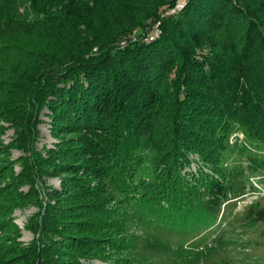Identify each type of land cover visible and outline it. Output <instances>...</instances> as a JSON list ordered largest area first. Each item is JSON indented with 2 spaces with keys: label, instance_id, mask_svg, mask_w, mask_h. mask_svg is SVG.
<instances>
[{
  "label": "trees",
  "instance_id": "trees-1",
  "mask_svg": "<svg viewBox=\"0 0 264 264\" xmlns=\"http://www.w3.org/2000/svg\"><path fill=\"white\" fill-rule=\"evenodd\" d=\"M18 1L0 0V122L16 129L9 148L22 151L17 181L27 190L0 197V233L11 240L0 264L12 255L14 264H133L122 255L133 212L217 218L245 193L243 170L223 155L235 123L264 141V0H30L38 16L24 21ZM45 106L80 134L86 161L75 173L96 199L95 219L68 229L56 224L67 210L42 188ZM250 168L264 171V158ZM29 205L38 211L24 243L13 214Z\"/></svg>",
  "mask_w": 264,
  "mask_h": 264
},
{
  "label": "rangeland",
  "instance_id": "rangeland-1",
  "mask_svg": "<svg viewBox=\"0 0 264 264\" xmlns=\"http://www.w3.org/2000/svg\"><path fill=\"white\" fill-rule=\"evenodd\" d=\"M182 7L183 3H178L172 9L173 13ZM14 12L18 21L38 16L32 11L30 0H19ZM158 36L152 35L150 40ZM40 115L37 149L49 164L43 166L45 177L42 188L51 194L52 204L67 210L57 213L56 224L68 229L72 223L84 221L85 217L91 222L96 214L91 211L90 204L96 203V199L94 193L87 194L82 188L86 180L75 173L86 161L81 149L76 146L80 134L68 127L65 117L58 121L56 111L47 106ZM16 136V129L10 123L0 122V159L5 158L0 163V173L3 174H0V197L5 200L27 190V186H20L17 181V175L22 170L19 160L22 151L9 148ZM144 141L145 169L148 170L154 152L146 139ZM252 157L264 158V141H255L243 126L235 123L227 139L223 161L228 169L243 170L245 193L223 205L217 218L166 215L159 208H141L133 212L128 223L129 248L122 253L123 257H131L133 264H264V192L251 181V177L257 174L259 180L254 179V182L261 181L264 187V171L251 170ZM85 177L89 182L97 183V179ZM37 211V206L29 205L17 208L13 214L14 223L22 230L19 240L24 243H29L34 237L27 227ZM69 237H74V232ZM54 238L59 241L61 237L56 235ZM62 239L65 241L62 242ZM62 239L59 247L66 252L67 240L71 239L66 235ZM10 244L9 236L0 233V246ZM15 261L12 255L2 264H14ZM94 263L107 264L100 260Z\"/></svg>",
  "mask_w": 264,
  "mask_h": 264
},
{
  "label": "built area",
  "instance_id": "built-area-1",
  "mask_svg": "<svg viewBox=\"0 0 264 264\" xmlns=\"http://www.w3.org/2000/svg\"><path fill=\"white\" fill-rule=\"evenodd\" d=\"M180 4V3H179ZM173 12V11H172ZM160 33V31H159V29L156 27V30H155V32L152 34V35H158ZM151 35V36H152ZM149 40H150V37H149Z\"/></svg>",
  "mask_w": 264,
  "mask_h": 264
}]
</instances>
